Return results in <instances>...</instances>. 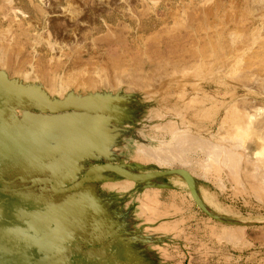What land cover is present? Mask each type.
<instances>
[{
	"label": "rangeland",
	"instance_id": "rangeland-1",
	"mask_svg": "<svg viewBox=\"0 0 264 264\" xmlns=\"http://www.w3.org/2000/svg\"><path fill=\"white\" fill-rule=\"evenodd\" d=\"M263 36L264 3L259 0H0V69L10 78L42 83V89L59 100L71 90L81 95L84 82L96 79L97 88L106 89V99L120 98L110 100V110L104 112L110 117L105 132L100 130L108 138L105 142L126 130L168 142L171 124L184 126L186 118L198 124L194 131L217 142L229 157L239 158L240 167V174L233 175L235 165L225 164L226 153L221 152L222 164L219 171L209 172V180L201 177L198 164L187 169L204 191L198 192L201 203L208 195L213 214L238 223L210 218L187 183L172 174L157 180L172 189L139 190L126 179L103 182L100 188L109 193L111 204L127 208L115 212L117 218L110 223L97 192L76 176L79 164L72 156L80 148L72 143V132L53 126L61 121L46 125L39 118L24 121L3 112L0 167L6 163L18 169L13 184L27 192L17 193L39 208L27 211L19 224L0 216V264H66V242L100 239L104 233L109 237L110 232L114 241L124 231L135 233L131 241L141 235L165 238L163 243L143 244L157 264H264V156L256 154L264 150ZM55 45L58 48H51ZM227 72L235 75L227 77ZM243 115L252 132L245 146L238 147L229 135ZM128 117L134 122L116 123ZM156 126L167 127L159 132ZM124 134L116 147L122 161L154 165L145 172L180 167L138 152ZM67 146L72 149L67 151ZM65 153L71 154L66 158ZM66 181L71 184L66 186ZM236 227L241 241L226 239L228 228Z\"/></svg>",
	"mask_w": 264,
	"mask_h": 264
},
{
	"label": "water",
	"instance_id": "water-1",
	"mask_svg": "<svg viewBox=\"0 0 264 264\" xmlns=\"http://www.w3.org/2000/svg\"><path fill=\"white\" fill-rule=\"evenodd\" d=\"M36 91H40L41 96H37L35 94ZM101 98L100 94L76 96L72 92H70L63 100H59L55 97L51 98V96L42 89V86L32 83H23V81L17 78H10L6 71L0 69V122L1 117H3L1 114L10 111L13 115L24 121L30 120V117L39 118L42 124H46L48 119H56L54 115L57 113H61L57 120L63 117L81 115L77 114V111L85 110L83 108H93L97 106L100 103L98 101ZM110 99L113 101L120 98L117 95H114ZM48 115L50 117H48ZM82 116L83 115H81V117ZM132 119V117H128L115 121L117 124L125 125L133 123L134 120ZM78 122L79 121H76L74 124H78ZM74 124H72L71 127H75L76 125ZM53 126L56 129L62 128V126L58 124ZM122 132L128 134L127 130ZM121 137L122 134L114 137V139L108 143L106 150L103 147L94 145L90 146L88 142L85 141L78 145L80 149L77 153L73 152L74 156H71L72 158L77 159L79 164L76 176L82 184L91 186L94 192H105L100 188V185H102L103 182H116L118 180L126 179L134 181L139 190H144L145 188L172 189L174 187L171 184L159 182L157 180L168 174H177L188 184L192 197L196 201L198 207L205 214L210 216V218L225 224H235L237 222L208 211V209L201 203L198 192L196 191L197 181L194 180L187 170L182 168L160 170L156 168L153 172H145V170L155 168L154 165H143L137 162L126 163L122 161L119 149H115V147L120 146L122 141ZM68 143H70V141H68ZM70 146H67V151L72 149ZM70 154L71 153H65L66 158H68ZM68 181H66L65 185L71 183ZM5 193L18 194L17 192ZM18 195L21 196L20 194ZM108 198L112 200L110 197ZM35 204L38 205L37 202ZM115 212L116 210H113L114 215H116ZM129 232L130 233L126 232V234L131 236V231ZM140 238L141 239H137L133 237V241L128 240L129 242L140 241L142 243L139 249H136L137 251L130 250V246L128 248L126 247L127 249L124 260L114 258L113 264H157L156 259L151 255L152 251L145 245L150 243H163L165 242V238H153L142 235Z\"/></svg>",
	"mask_w": 264,
	"mask_h": 264
},
{
	"label": "bare ground",
	"instance_id": "bare-ground-1",
	"mask_svg": "<svg viewBox=\"0 0 264 264\" xmlns=\"http://www.w3.org/2000/svg\"><path fill=\"white\" fill-rule=\"evenodd\" d=\"M260 3H264V0H259ZM259 4V3H258ZM263 7V6H262ZM261 7V8H262ZM258 10L260 8H257ZM16 11V10H15ZM63 12H67L66 10L63 11ZM70 13V12H69ZM68 13V14H69ZM260 13V12H259ZM67 15V14H66ZM65 16V15H64ZM70 18V17H69ZM70 22V21H69ZM190 27V26H189ZM75 31V30H74ZM167 35V34H166ZM199 35V34H198ZM264 37V36H263ZM235 41V40H234ZM236 42V41H235ZM51 45V44H49ZM192 46V45H191ZM52 47H57L56 45L55 46H51ZM50 48V49H51ZM58 48V47H57ZM60 48V47H59ZM233 48V47H232ZM231 48V49H232ZM61 49V48H60ZM240 49V48H239ZM1 51V50H0ZM61 51V50H59ZM54 52V51H53ZM240 53V52H239ZM175 54V53H174ZM200 54V53H199ZM211 54V53H210ZM198 55V54H197ZM231 56H234L233 53L230 54ZM2 56V55H1ZM0 56V57H1ZM215 56V55H214ZM4 57V56H3ZM234 60L232 61V65L234 63V66L235 68L237 67V60L235 59V57H233ZM1 59V58H0ZM228 60V59H227ZM3 62V61H2ZM121 62V61H120ZM231 62V61H230ZM117 63V62H116ZM178 63V62H177ZM227 63V61H225L223 63V66L224 64ZM182 64V63H181ZM163 65V64H162ZM185 65H188V62H185ZM30 66V65H29ZM173 66V65H171ZM6 67V66H5ZM4 68V66L2 67ZM84 69V68H83ZM79 70V69H78ZM234 70V69H233ZM232 70V71H233ZM237 70V69H236ZM235 70V71H236ZM5 71V70H4ZM153 71V70H152ZM221 72V71H220ZM30 74V73H28ZM80 74V73H79ZM225 74V73H224ZM228 76L227 77H233L235 74L233 72H227L226 73ZM25 75V74H24ZM213 75V74H212ZM219 75V73H218ZM237 75V74H236ZM73 76V75H71ZM79 76V75H78ZM76 76V77H78ZM245 76V75H244ZM253 76V75H252ZM14 77V76H13ZM28 77V76H27ZM53 77V76H52ZM242 77V76H241ZM18 78V77H17ZM26 78V76H25ZM58 78V77H57ZM66 76L61 79H65ZM79 78V77H78ZM82 78L83 77H80V80L82 81ZM255 78V76L253 77ZM53 79V78H52ZM60 79V81H61ZM235 79V78H234ZM23 80V79H22ZM48 80V79H47ZM88 80V79H87ZM96 80V79H95ZM95 80L93 79V81L90 79V81L88 83L84 82V87H80L81 91L79 93H82L80 96H87V95H95V94H100L101 95V99L98 101L100 102L97 106L95 107H89L91 108L93 111V113H88L86 112L85 110L82 111V110H79L77 111V114H81L83 115L81 117V115H78V116H68V117H63L59 120H57L61 113L59 114H56L54 115V117L56 119L54 120H51V119H48L47 122H46V125L48 124H52V121L54 123H57V122H60L61 121V126H62V129L64 131H67V132H72V138L75 139L74 142H72L71 140L68 139V141L72 142V143H76V144H80L81 141H87L93 145H96V146H102L103 148H105V145H107L110 141L108 142H105L106 139H108L104 134H101L100 133V130H105L107 129L106 125L108 124L107 122L109 121V118L110 117H107L104 115V112H108L110 110V100L106 97H104V93H106V89H102L100 90L101 88H97L96 86V83H95ZM35 81V80H34ZM38 81V80H36ZM54 81V79H53ZM66 81V80H65ZM76 81V80H75ZM78 81V80H77ZM98 81V80H97ZM136 81V80H135ZM74 82V81H73ZM72 82V83H73ZM133 82V81H132ZM36 83V82H34ZM48 83V82H47ZM52 83V82H50ZM105 83V82H104ZM103 83V84H104ZM255 83V82H254ZM38 84V83H37ZM39 84H42V83H39ZM38 84V85H39ZM59 84V83H58ZM57 84V85H58ZM98 84V83H97ZM108 84V83H107ZM107 84L105 83L104 85H102L101 87L105 88L107 86ZM67 85V84H66ZM71 84H69L68 86L70 87ZM88 85H92L90 88H88L89 86ZM94 85V87H93ZM100 85V83H99ZM98 85V86H99ZM41 86V85H40ZM49 86V85H48ZM59 86V85H58ZM73 86V84L71 85ZM144 86V85H143ZM53 87V86H52ZM56 87V86H55ZM54 87V88H55ZM77 87V86H76ZM193 87H196V86H193ZM62 88V87H60ZM120 88V87H119ZM140 88V87H139ZM44 89V87H43ZM50 89V88H49ZM52 89V88H51ZM108 89L112 90V88L108 87ZM194 89V88H193ZM46 90V89H45ZM56 90V89H55ZM69 90V88L67 89ZM75 90V89H74ZM105 92H104V91ZM197 90V89H196ZM50 91V90H49ZM57 91V90H56ZM66 91V90H64ZM72 91V90H71ZM69 91V93L71 92ZM79 91V90H77ZM75 91V92H77ZM104 93H103V92ZM178 91V90H177ZM194 91V90H193ZM48 92V91H47ZM108 92V90H107ZM180 92V91H179ZM38 93V91H37ZM110 93V92H109ZM40 94V93H39ZM108 94V93H107ZM106 95V94H105ZM109 95V94H108ZM111 95V94H110ZM109 95V96H110ZM149 95V94H148ZM41 96V94H40ZM61 96V94H60ZM186 96V95H185ZM208 97V96H207ZM55 98H59V97H55ZM62 98V97H61ZM60 98V99H61ZM65 98V97H64ZM150 98V97H149ZM179 98V97H178ZM204 98V97H203ZM202 98V99H203ZM187 99V98H186ZM196 100V99H195ZM152 101V100H151ZM182 101V100H180ZM191 103V101H189ZM199 103V102H198ZM205 103V102H204ZM112 104V103H111ZM196 104V103H195ZM148 105V104H147ZM196 105H199V104H196ZM202 105V104H201ZM184 107V106H183ZM205 107V106H204ZM206 108V107H205ZM206 110V109H204ZM209 111V110H208ZM97 112H103L102 114L100 113H97ZM114 112V111H113ZM45 114V113H44ZM230 114H233V113H230ZM240 114V113H239ZM151 115H153V112L151 111ZM59 116V117H58ZM204 115H201L199 116V119L202 121L204 120ZM177 117V116H176ZM181 117V116H180ZM196 117V116H195ZM253 117V116H252ZM250 118V117H249ZM254 118V117H253ZM262 118V117H261ZM207 119V118H206ZM135 120V119H134ZM184 122L187 121L186 124L181 125H177L175 123H172L171 125L173 127L169 128L170 129V132H171V139H169L168 142H166L165 140L162 141V140H159L155 137H149L147 136L145 133H143L142 131H137L135 132L134 130L126 135H124V138H127L126 141L130 142L129 144L134 147V148H137L139 149L138 152L140 151L141 153H143L145 156L147 157H150L151 159H161L163 160L162 162H165V164L167 163V165H173V164H180L179 168H182V169H189L191 166L193 167V165L191 164H198L196 165V167L198 166V168L200 167L203 171H202V176H204L205 179H208L210 178L209 176V172H216V170H218V167L220 166V163L222 164V162L219 163V159H220V156L222 155L221 152H223V154H225V158L228 160H226V162L224 161L225 164H228L231 162V166H234V170H232V174L234 175H238L240 174L239 173V158H234V155H231L230 157L228 156L229 155V152L228 151H223L220 147H218V144L217 142L213 141L211 138H206L204 137L203 135H201L200 133H198V131H194L193 129V126L197 128L198 124H193L191 123L189 120H186V118L183 119ZM237 120V118H236ZM241 120H244V121H241ZM76 121H79L78 124H74ZM107 121V122H106ZM167 121V120H166ZM164 119V123H167ZM152 122V121H151ZM168 122H171V121H168ZM253 123V122H252ZM74 124L76 125L75 127H71V125ZM154 124V123H153ZM155 125V124H154ZM157 125V124H156ZM233 129L231 130V134L229 135V140L233 141V145L235 144H238V147L243 145L245 146L244 144L247 143V139H248V135L252 132V128H251V123L248 119H246V116L244 117L243 115V118L242 119H239L238 122H234L233 124ZM256 125V124H255ZM264 125V124H262ZM108 126V125H107ZM152 126V125H151ZM261 126V125H259ZM116 127V126H115ZM154 127V126H153ZM163 128H161L160 126H156V128L159 130H162V129H166L167 126H162ZM253 127V126H252ZM69 128H73V129H69ZM119 128V127H118ZM264 128V127H263ZM121 129V128H120ZM155 129V128H154ZM258 129H256L257 131ZM163 131V130H162ZM165 131V130H164ZM123 134V133H122ZM261 134V133H260ZM252 135V134H251ZM165 136V135H163ZM248 136V137H247ZM262 136V135H261ZM263 137V136H262ZM159 138V137H158ZM258 138V137H257ZM163 139V138H161ZM165 139V137H164ZM260 139V138H259ZM249 140V139H248ZM262 140V139H261ZM251 141V140H250ZM156 142L158 144L159 142V146L156 145ZM226 142H227V139H226ZM230 142V141H228ZM234 148V146H233ZM232 148V149H233ZM116 150H118V148L115 147ZM238 149V148H237ZM228 150V149H227ZM245 150V149H244ZM135 151V150H134ZM136 152V151H135ZM225 152V153H224ZM230 154H233V152H230ZM258 154V158L259 159H262L261 157L264 156V150H261L260 152L256 153ZM134 155V154H133ZM142 155V154H141ZM236 155V154H235ZM194 156V157H193ZM237 156V155H236ZM235 156V157H236ZM243 156V155H242ZM201 157V158H199ZM240 157V155H239ZM223 158V157H222ZM224 160V159H223ZM242 159H240L241 161ZM159 161V160H158ZM173 162V163H172ZM193 162V163H192ZM241 163V162H240ZM230 165V164H229ZM177 166V165H176ZM223 166V165H221ZM241 166V165H240ZM195 167V168H196ZM225 166H223L224 168ZM199 168V169H200ZM230 168V167H229ZM197 169V168H196ZM198 169V170H199ZM221 169V168H220ZM226 169V168H224ZM239 169V170H238ZM190 170V169H189ZM230 170V169H228ZM191 171V170H190ZM219 171V170H218ZM255 171V170H254ZM253 171V172H254ZM259 172V171H258ZM191 173V172H190ZM193 176H196L195 174H198V173H195V170H193L192 172ZM173 176L172 177H177L178 180L182 179L179 175L177 174H172ZM200 175V174H199ZM231 175V174H230ZM209 176V177H208ZM219 176V175H218ZM203 178V179H204ZM227 178V177H226ZM264 178V177H263ZM224 179V178H223ZM171 181V180H170ZM173 182V180H172ZM176 183H182L181 181H176ZM195 183V182H194ZM192 183V184H194ZM218 183V182H217ZM122 184V183H121ZM132 184V183H130ZM188 185V184H187ZM243 185V184H242ZM116 186V185H115ZM114 186V187H115ZM253 186V185H252ZM223 187V186H222ZM259 188V187H258ZM121 189V188H120ZM127 191V190H126ZM196 191L197 192H204L202 191L201 189L199 188H196ZM156 192V191H155ZM146 194V193H145ZM153 195V194H152ZM202 195V194H201ZM204 195V194H203ZM198 196L200 198V201L201 200V197H200V194L198 193ZM147 199V198H146ZM214 200V199H213ZM140 201V200H139ZM203 201L205 202V204L207 205L206 208L213 213V211L211 210L210 208V204L212 203V199L207 195L205 200L203 199ZM215 201V200H214ZM204 204V206H205ZM139 205V204H137ZM213 205V203H212ZM214 206V205H213ZM215 207V206H214ZM158 208V207H157ZM143 209H145L143 207ZM217 209V208H216ZM166 211V210H165ZM160 212V211H159ZM223 213V211H222ZM140 214V213H139ZM169 214V213H168ZM229 214V213H228ZM151 215V213L149 214ZM157 215L158 212H157ZM154 216V215H153ZM258 220V219H257ZM259 221V220H258ZM239 229L236 227V228H228L227 232L224 233V237L230 241H233V242H238V241H241L242 239V236L240 235L239 233ZM242 231V230H241Z\"/></svg>",
	"mask_w": 264,
	"mask_h": 264
},
{
	"label": "flooded vegetation",
	"instance_id": "flooded-vegetation-1",
	"mask_svg": "<svg viewBox=\"0 0 264 264\" xmlns=\"http://www.w3.org/2000/svg\"><path fill=\"white\" fill-rule=\"evenodd\" d=\"M17 172L18 169L6 163L0 167V216L3 221L11 222L12 224H19L27 211L39 208V204H35L32 199H27L23 196L22 198L16 193H5L27 192V189H22L18 186L15 188L12 179ZM67 184L70 185L71 183ZM97 194L105 208V220L111 223L117 217L114 215L113 205L108 199L110 195L108 192H97ZM104 234V237H100V239L93 237V239L87 240L78 237L75 240L66 242L64 248L70 251L66 264H113L114 258L124 260L126 249L129 246L131 247L130 250L135 251L142 245L140 241L129 242V235L125 231L121 235H118V239L114 241L112 239V232H110L109 237L107 236L108 233ZM134 235L135 233L131 234V236ZM32 251L36 253L37 249L33 248Z\"/></svg>",
	"mask_w": 264,
	"mask_h": 264
},
{
	"label": "crops",
	"instance_id": "crops-1",
	"mask_svg": "<svg viewBox=\"0 0 264 264\" xmlns=\"http://www.w3.org/2000/svg\"><path fill=\"white\" fill-rule=\"evenodd\" d=\"M112 205H113V206H112V209H115L117 213L124 212L125 209H127V208H125V207L118 206V204H112ZM120 211H121V212H120Z\"/></svg>",
	"mask_w": 264,
	"mask_h": 264
}]
</instances>
